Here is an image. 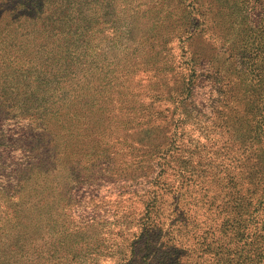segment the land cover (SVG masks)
I'll return each mask as SVG.
<instances>
[{
  "label": "trees",
  "instance_id": "obj_1",
  "mask_svg": "<svg viewBox=\"0 0 264 264\" xmlns=\"http://www.w3.org/2000/svg\"><path fill=\"white\" fill-rule=\"evenodd\" d=\"M228 1L0 0V160H73L2 221L0 264H264V0Z\"/></svg>",
  "mask_w": 264,
  "mask_h": 264
},
{
  "label": "rangeland",
  "instance_id": "obj_2",
  "mask_svg": "<svg viewBox=\"0 0 264 264\" xmlns=\"http://www.w3.org/2000/svg\"><path fill=\"white\" fill-rule=\"evenodd\" d=\"M222 6L225 4L228 0H217ZM229 2V1H228ZM249 1L240 2V5L238 6L237 15L240 18V21L247 20L249 16ZM236 16V15H235ZM204 39V38H203ZM181 46L177 41L176 44L174 43L172 47V43L169 46V48L173 49L172 54L175 56L179 53V57H184L185 53L182 52V49L179 48ZM198 49L202 52H205L206 56H208V61L215 60V52L217 54L216 49H214V45L209 43L208 40H200V43H197ZM182 62H184V66L188 68V65H186L187 60H185V57L183 58ZM187 73V72H185ZM186 114V117L189 119V116L191 114L189 111L186 110L184 112ZM9 125V123H8ZM200 126V125H199ZM13 127H10L12 129ZM17 129V128H16ZM189 130V131H188ZM191 129L187 126V132H190ZM212 130V129H211ZM210 131V130H209ZM207 133V130H203V134ZM189 134V133H188ZM203 134H197L196 132L193 133L190 137H184L185 141H182L183 143H187V141H192L195 146L196 151L199 152V159L198 160H227V158H232L230 155H227L228 150H216L215 153H211V149L213 144H211L210 140L205 138ZM205 139V140H204ZM204 141L199 143L198 141ZM181 142V143H182ZM222 146L223 143L221 142ZM243 144V143H241ZM240 144V146H241ZM189 145V144H188ZM224 147V146H223ZM174 148V147H173ZM33 148V151L30 150L27 154L26 160H24L22 153L15 152L13 154H7L3 156V159L0 160V252H4L5 250L11 249L12 244L15 243V239L9 235L10 233L6 231L7 225H2V221L4 219L9 220L11 217H8V213L14 210V206L16 203L21 202L22 204L27 203L28 198H30V194L37 191H39L40 187H42V190H51L54 189L55 193L57 194L60 187L63 186L64 182L69 178L70 176V166L71 162L73 160L71 157L66 155V151L62 147H58V151L60 154L57 156V159L54 160V157L51 155H48L45 153L42 149L41 150H35ZM224 151V152H223ZM94 153V152H93ZM103 151L98 150L97 154H101ZM91 152H88V156L82 161L86 165L87 163L98 164L100 161V170H102V173L99 175L100 180L103 182L111 175V172L105 171V169L108 167V165H111L109 167H112L111 169H114V161L112 154L108 158H102V160H96V158L91 159ZM238 155H240L238 153ZM259 163L262 162V160H257ZM82 166V165H81ZM95 169V167H94ZM115 171V170H114ZM257 171L256 168L253 169L252 173H255ZM117 176V175H116ZM115 176V177H116ZM21 178H25L24 182V190L20 193H18L17 189L13 190L12 187L18 184L19 180ZM44 185V186H43ZM48 201L53 202L54 197H47ZM49 202L42 206V215L38 219L39 222H42L43 216L45 214V211L47 209ZM26 205V204H25ZM30 208V207H28ZM79 212L76 211L73 217V220L71 221L74 224H77L79 221ZM8 223H12L7 221ZM13 228L20 230V227L15 224H11ZM9 233V234H8ZM30 235L38 236L39 233H33L30 232Z\"/></svg>",
  "mask_w": 264,
  "mask_h": 264
}]
</instances>
